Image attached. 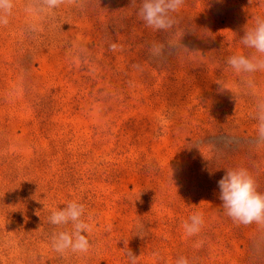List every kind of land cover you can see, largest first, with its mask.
Segmentation results:
<instances>
[{"label": "rangeland", "instance_id": "rangeland-1", "mask_svg": "<svg viewBox=\"0 0 264 264\" xmlns=\"http://www.w3.org/2000/svg\"><path fill=\"white\" fill-rule=\"evenodd\" d=\"M141 5L14 0L0 26V264H130L129 249L136 264H264V225L233 221L218 187L244 168L264 193V71L227 64L255 54L241 37L264 0H184L167 30ZM70 201L87 252L53 247L73 226L49 217Z\"/></svg>", "mask_w": 264, "mask_h": 264}, {"label": "clouds", "instance_id": "clouds-1", "mask_svg": "<svg viewBox=\"0 0 264 264\" xmlns=\"http://www.w3.org/2000/svg\"><path fill=\"white\" fill-rule=\"evenodd\" d=\"M49 8H56L65 0H43ZM184 4V0H142L139 15L147 26L157 30H167L174 24L172 13L177 12ZM14 0H0V26L8 24V17L12 14ZM242 44L254 49L255 54L250 56L232 55L227 64L236 72L254 73L264 71V17H256L254 26L244 31L241 37ZM115 50L116 45H112ZM259 54V55H256ZM257 119L258 139L264 142V101L258 105ZM219 199L226 214L233 221L248 225L253 222L264 225V193L257 190V184L247 169H226L224 176L218 181ZM85 208L76 201L68 202L62 209L53 211L49 222L56 226L72 224L71 232L61 231L53 236V247L58 252L71 249L73 252H87L89 241L83 234L91 228L82 218ZM203 218L200 213L189 217L183 224L187 235L191 236L200 231ZM130 264H136V255L129 249L127 253ZM175 264H190L185 257H180Z\"/></svg>", "mask_w": 264, "mask_h": 264}]
</instances>
